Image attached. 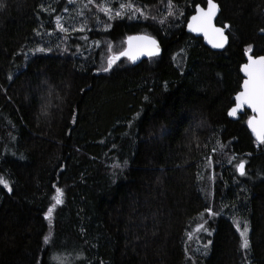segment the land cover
<instances>
[{
	"label": "trees",
	"instance_id": "trees-1",
	"mask_svg": "<svg viewBox=\"0 0 264 264\" xmlns=\"http://www.w3.org/2000/svg\"><path fill=\"white\" fill-rule=\"evenodd\" d=\"M83 1V20L56 35L68 0H2L0 177L11 191L0 185V264H187V233L209 207L207 158L218 215L203 264H264V145L248 112L227 116L246 49L264 55V0H214L216 25H229L223 52L185 31L203 0H113L136 16L102 23L101 0ZM135 34L161 55L105 71Z\"/></svg>",
	"mask_w": 264,
	"mask_h": 264
},
{
	"label": "snow or ice",
	"instance_id": "snow-or-ice-1",
	"mask_svg": "<svg viewBox=\"0 0 264 264\" xmlns=\"http://www.w3.org/2000/svg\"><path fill=\"white\" fill-rule=\"evenodd\" d=\"M71 2V0H69ZM91 2V0H89ZM3 2L0 0V7H3ZM132 7L131 4H121L120 8ZM102 11L107 13L109 9L101 8ZM197 14L192 16L191 21L189 22V29L191 31L196 32H203L205 37L209 38V42L213 44V47H223L224 43L227 40V37L224 35V28L229 27L228 25H224L223 28H217L213 25L212 20L213 17L216 15L217 12V4L214 0H207V9L201 8L199 5L196 6ZM117 16H120L121 13L117 12ZM111 18V17H109ZM264 32V29L260 30ZM142 42L139 43L136 47V50H133L132 41ZM129 47L120 52L118 55L109 56L108 58V67L110 68L113 63L120 56H126L129 60L135 61L138 56V52L147 50L148 55H154L158 52V47L149 48L147 45L155 46V40H152L150 37L144 36H137V37H129ZM111 47V46H109ZM38 51H43V49H38ZM252 48L249 46L246 49V52H251ZM107 71L108 69H104ZM241 71L245 75V79L242 84V91L237 93L235 100V106L230 110L229 115L234 116L236 115L237 111L247 106L248 108L252 109L254 113H257L256 116L250 117L248 120V126L251 128L252 132L255 134L256 140L261 144L264 145V55L260 56H248V62L242 65ZM237 169L240 172V175H245L244 170V163L240 162L237 165ZM0 185L4 188L11 191L9 188L8 182L3 178L0 177ZM57 198L56 202L61 203L59 196L62 195L60 189H57ZM211 213L210 209H206ZM49 213L52 212V208H49ZM237 231L240 232L241 236V248L248 249L249 248V241L247 239V232L248 227L247 224L244 225L243 230H240V227L237 226ZM48 238L45 237V242L47 243Z\"/></svg>",
	"mask_w": 264,
	"mask_h": 264
},
{
	"label": "rangeland",
	"instance_id": "rangeland-1",
	"mask_svg": "<svg viewBox=\"0 0 264 264\" xmlns=\"http://www.w3.org/2000/svg\"><path fill=\"white\" fill-rule=\"evenodd\" d=\"M112 2H113V0H101V8L102 7L107 8V9H109V11L107 13L102 11L103 19H97L98 21H100V23H102L104 21V19L107 17L117 16L116 15L117 12H120L121 15H123L126 12H130L136 16L137 12L134 11L132 7H130V8L126 7V8L121 9L120 5H118L117 7L116 6L114 7L113 5H111ZM68 4H69L68 8L64 10V14H67L69 12L67 14V16L65 17V19H64V17H60L57 20L58 23L56 22V26H57V29H56L57 32L55 33L56 35H59V34L61 35V32L65 30L63 28L64 24H68V25L72 24V25L78 26V18L83 20V11L85 8V2L83 0H71V2H69V0H68ZM60 20H62V22ZM81 24H82V21H81ZM84 28L85 27L80 26L78 28V30L83 32L85 30ZM86 34L87 33H85L84 35L78 34L77 39L79 41L84 40ZM90 44L92 45V43H90ZM96 45H98V43ZM74 48H76L77 50L80 51L79 44H75ZM118 51L119 50L113 52L112 54L117 53ZM212 164L213 163H212L211 159L209 161V158H207L204 162H202V169H201V174H200L201 188L207 197V203L209 206L207 209H210L211 213H209V211L206 210L203 215H200L195 220V222L191 225V227L187 233V237H186L187 264H203V259L205 258L206 254L208 252V245L210 246L211 242H212L214 229H212V228L210 229L208 227V224L210 225L214 220H216L217 215H218L217 213H213V211H212L214 206H213V202H212L211 187H212L213 181L215 179V173H214ZM61 193H62V191H61ZM56 198H57V193L53 197L55 204L52 206V212L47 213V217H48L49 221L52 219L53 210H54L55 205L57 203ZM59 199L61 200V203H62L63 193H62V195L59 196ZM61 203H59V204H61ZM216 209L219 211L218 213L223 211V209L221 207L216 208ZM228 216L231 218H234V216H230V215H228ZM235 221L237 224H239V220L236 219ZM236 228H237V225H236ZM239 234H240V232H239ZM247 237H248V235H247ZM240 238H241V236H240ZM58 264H69V263L65 262V263H58Z\"/></svg>",
	"mask_w": 264,
	"mask_h": 264
},
{
	"label": "water",
	"instance_id": "water-1",
	"mask_svg": "<svg viewBox=\"0 0 264 264\" xmlns=\"http://www.w3.org/2000/svg\"><path fill=\"white\" fill-rule=\"evenodd\" d=\"M203 1L205 2V6H204V7H202V6H200V5H199V6H200L201 8H203V9L206 10V9H207V0H203ZM215 3H216V2H215ZM216 4H217V3H216ZM219 13H220V8H219V6H218V4H217V12H216V15L213 17L212 23H213V25H214L215 27H217V28H223L224 26L221 27V26L216 25V20H217V18H218ZM196 14H197V12H196V7H195L193 14L188 18V20H187V22H186V24H185V31H186V33L192 35V36L195 37V38H199V39H201L202 44H203L206 48H208L210 51H212V52H223V51L225 50V48L227 47L228 42H229L228 35H227V31H228L229 27L224 28V35L227 37V40H226V42L224 43V46H223V47H213V44L209 42V38L205 37V35H204L203 32L191 31V30L189 29V22L191 21L192 16H194V15H196ZM226 25H228V24H226ZM228 26H229V25H228ZM137 36L150 37L152 40H155V42H156V45H155V46L147 45V47H149V48H155V47H158V52H156L154 55H151V56L147 54V50H144V51L138 52V54H137L138 58H137L134 62L131 61V60H129L128 57H126V56H120L119 59H117V60H120V59H123V58H124V59H127L132 65H137V64H139L140 62H142V61H144V60H148V59H150V58L158 57V56L161 55V53H162V47H161V45L159 44L158 40H157L156 38H154L153 36H150V35H147V34H135V35L128 36V37L125 39V47H124V49L121 50L120 52L126 50V49L129 47V41H128V38H129V37H137ZM139 43H142V42H138V41H135V40L132 41V45H133V50H134V51L136 50V47H137V45H138ZM120 52H119V53H120ZM119 53H118V54H119ZM118 54H117V55H118ZM249 55H251L249 52H245V63L248 62V56H249ZM117 60H116V61H117ZM245 63H243L242 65H244ZM242 65H241V67H242ZM241 67H240V70H239V71H240V75H241V77H242V82H241L240 90H239L237 93H239V92L242 91V84H243L244 79L246 78L245 75H244V73L241 71ZM107 69H110V68L107 67ZM236 95H237V94H236ZM236 95L234 96V105L230 108V110H231V109L235 106V104H236V100H235ZM230 110L228 111L227 116H228V118H229L230 120H233V121L238 120V119H239V116L242 115L244 112H248V113L250 114V117H253V116H256V115H257V113H254V112L252 111V109L248 108L247 106H244V108L238 110L237 113H236V115H234V116H230V115H229ZM250 117H249V118H250ZM249 118H248V120H249ZM248 120H247V123H246L247 131L249 132V134H250L251 138L253 139V141H254L255 143H257V144H260V143L256 140L255 134L252 132L251 128L248 126ZM237 172H238V174H240V172L238 171V169H237Z\"/></svg>",
	"mask_w": 264,
	"mask_h": 264
}]
</instances>
